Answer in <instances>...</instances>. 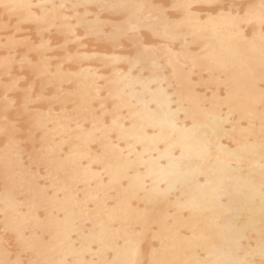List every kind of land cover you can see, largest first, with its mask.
I'll use <instances>...</instances> for the list:
<instances>
[{"label": "bare ground", "instance_id": "1", "mask_svg": "<svg viewBox=\"0 0 264 264\" xmlns=\"http://www.w3.org/2000/svg\"><path fill=\"white\" fill-rule=\"evenodd\" d=\"M0 6V264H264V0Z\"/></svg>", "mask_w": 264, "mask_h": 264}, {"label": "rangeland", "instance_id": "2", "mask_svg": "<svg viewBox=\"0 0 264 264\" xmlns=\"http://www.w3.org/2000/svg\"><path fill=\"white\" fill-rule=\"evenodd\" d=\"M0 7H1V6H0ZM1 8H2V7H1ZM1 8H0V13H1V14H0V21H4V22L7 21V22H5V23L2 22V24H1V22H0V24L2 25V28L0 27V28H1V30H0V33H1V34H0V40L2 41L1 37H2V38L4 37V39H3L4 41H2L3 43L7 40V41L5 42V43H6V44H5V45H6L5 47H8V46H7V45H8L7 42H9V39H10V38L12 39V33H11L10 38H9V36H7L10 32H14V33H15V34L13 33V41H14V43H15L17 40H21V41H22V40H24V41H25V40H26V41H27V40H29V41H34V40L27 39V38H30L29 34L32 35V33H33V29H31L32 32L30 31L29 28H27V29L25 30L23 24H25V27H26V24H27V23L22 22V24H21V22H20V23L18 24V26H20V27L17 26V27L20 28V29H23V28H24V30H20V29H18V28L15 26L14 31H11V30H13L12 27L14 28V25H15V22L11 21V20L13 19V18H12L13 16H11L12 19H11L10 21L13 22L14 25L9 21V18H7V17H10V16H9L5 11H1V10H2ZM2 12H3V13H2ZM3 14H5V16H4ZM6 14H7V16H6ZM1 16H3V17H1ZM5 17H6V18H5ZM4 18H5V19H4ZM5 24H7L6 28H4V27H5ZM10 24H11V25H10ZM28 24H29V23H28ZM1 25H0V26H1ZM3 25H4V27H3ZM8 25H10V26L13 25V26H12V27H10V26L8 27ZM21 25H23V26L21 27ZM27 26H28V25H27ZM29 26H30V24H29ZM8 28H9V29H8ZM16 28L18 29V30H17L18 32H19V30H20L19 35H20V34L23 35L25 32H26V34H27L28 32H30V33L27 34L28 36H27L26 34H24V35H26V36H24V37L22 36L24 39H23V38L21 39V35H20V37L17 36V35H18V32L16 31ZM10 29H11V30H10ZM28 29H29V30H28ZM8 30H10V31H8ZM15 31H16V32H15ZM2 32H3L4 34H5V33H7V34L4 35ZM14 36H15V37H14ZM16 36H17V38H16ZM15 38H16L17 40H16ZM31 38H32V36H31ZM32 39H34V38H32ZM15 40H16V41H15ZM56 40H57V39H56ZM56 40L54 39L55 42H58V40H57V41H56ZM24 41H23V42H24ZM54 41L52 40V42H54ZM3 43L1 44L2 47L4 46ZM18 44H19V42H18ZM21 44H22V42H21ZM25 44H26V43H25ZM1 45H0V46H1ZM15 45H16V44H15ZM12 47H13V46H11V47L9 46V48H5V50H6V51L4 50L5 53H6L7 51H10V50H7V49H10V48H11V49H13L12 51H14V50L16 51L15 53L12 52V51H11V52L14 53V55H16V53H18V57H19V50L21 51V49H23L22 47H24V50H25V51L27 50V49H26L27 47H26V46H23V45H21V48H20L19 45H17V47L14 46V48H12ZM25 47H26V48H25ZM0 48H1V47H0ZM18 48H19V49H18ZM3 49H4V47H3ZM53 49H54V48H53ZM53 49L50 50V51H55V50H56L57 52L62 51L60 48H59V49L57 48V49H54V50H53ZM0 50H1V49H0ZM2 51H3V50H2ZM17 51H18V52H17ZM22 51H23V50H22ZM1 53H3V52L0 51V55L3 57V55H2ZM21 53H22V52H20V55H21ZM28 53H29V55H31V54H32V51H29V52H28V50H27V54H28ZM8 54H9V55L6 54V56H10V55H11L10 53H8ZM4 55H5V54H4ZM6 56H5V57H6ZM2 57H0V59H1ZM14 57H17V56H14ZM2 59H3V58H2ZM2 59H1V60H2ZM5 59H7V58H5ZM11 62H12V63H11ZM11 62H10V63L12 64L11 66H13V65H14V66H13V67L9 66L10 68H8V72H6L5 69H4V70H0V76H1L0 79L2 78L1 80L3 81V82H1V88H2L1 90H3V87H4L5 85L7 86V84H8L10 81H12V80H15V82H16V86H19L20 84H21L22 86L25 85L26 87L23 86V88H26V89H27V88H28L27 86H29V84H28V82H29V81H28V80H29V76H28V75L30 74V76H31V73H29V70H27V69H29V68L25 69L26 67L23 66V69L21 68L22 70H25L24 73H23V71H22L20 68H18L19 71H17L18 69H15V66H16L17 64H13V61H11ZM14 63H15V61H14ZM16 63H18V62L16 61ZM8 64H9V63H8ZM11 68H12V69H11ZM16 68H17V67H16ZM13 69H14L15 71H14ZM16 71H17V72H16ZM14 72H16V73H14ZM20 72H21L22 75L24 74V77H23L22 75H20L22 78H17L16 75H17V73H20ZM27 73H28V75H27ZM18 75H19V74H18ZM25 76H26V77H25ZM18 77H19V76H18ZM27 77H28V79H27ZM18 79H19L20 81H19ZM25 79H26V80H25ZM31 79H32V78H31ZM31 79H30V80H31ZM34 79H35V80H34ZM37 80H38V79H37ZM38 81H39V80H38ZM38 81H36V78H33V79H32V81H31L30 84H32L33 86L31 85L32 88H31V89L29 88L31 93H33V92H32V89H33L34 93L36 92V86H38V85L41 86V83L37 84ZM35 82H37V83H35ZM17 84H18V85H17ZM27 84H28V85H27ZM36 84H37V85H36ZM48 86H49V87H48ZM19 87H20V88L18 89V91L15 90V89H17V88H15L14 90L8 89L6 92H7V94H9V93L11 94V93L13 92L11 95H13L14 93H15V94H18V93L21 94V92H23L22 90H25V89H22V90L20 91V89H21L22 87H21V86H19ZM34 87H35V88H34ZM45 87H46V89H45L46 91H45V90H42V92H44V94H47V92H49L48 89L51 88V87H50V85H45V86L43 87V89H44ZM47 87H48V88H47ZM37 88H38V87H37ZM39 88H40V87H39ZM39 88H38L37 90H39ZM1 90H0V92H1ZM15 91H16V92H15ZM0 94H1V93H0ZM16 98L18 99L19 96L14 97V99H16ZM20 98H21V96H20ZM17 99H16V101H13L12 103L14 104L15 102H18L19 100L17 101ZM38 101H39V102H38ZM38 101H36V102H38V103H36V102H33V103L31 102V103H32V105H34V103H36V104H44V103H45V102L42 101V100H38ZM15 104H16V103H15ZM55 104H56V103H55ZM55 104H53V106H57V105H55ZM28 105H30V104L28 103ZM10 109H11V110H10ZM7 110H8V111H7ZM7 110H6L7 115H8L9 117L15 119V121H14L15 126L18 125V126H16V127H17V128L20 127V128H19L20 131H17V132L14 133V134H15L17 137H18V135H19V136H23V138H24V135H25V133H24L25 131H24V130H25V127H26L27 124H25L26 122H24V120L21 119V117H22V116L24 117L25 115H24V114L22 115V113H20L21 115L18 116L19 114H17L18 117H16V115H15V116L13 115V114H16L15 111L12 112L13 114L11 115L9 112H11V111L14 110L13 107H11V108H9V109H7ZM9 110H10V111H9ZM10 115H11V116H10ZM23 117H22V118H23ZM16 118H17V119L20 118L21 120H18V121H17ZM24 119H25V117H24ZM22 120H23V121H22ZM16 121H17V122H16ZM21 121H22V122H21ZM25 121H26V120H25ZM18 122L20 123V125L24 126V127L22 128V131H23L22 133H21V126L18 124ZM16 123H17V124H16ZM21 123H22V124H21ZM23 124H24V125H23ZM17 128H16V130H17ZM18 132H19V134H18ZM17 134H18V135H17ZM22 134H23V135H22ZM23 138H22V139H23ZM21 143H23V144L27 143V144H28V141H26V140L23 141V140H22Z\"/></svg>", "mask_w": 264, "mask_h": 264}]
</instances>
